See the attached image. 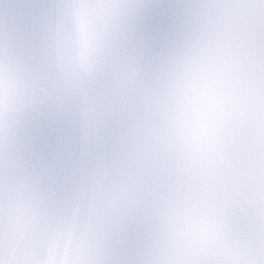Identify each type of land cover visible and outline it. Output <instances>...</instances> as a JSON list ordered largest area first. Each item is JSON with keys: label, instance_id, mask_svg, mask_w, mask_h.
I'll use <instances>...</instances> for the list:
<instances>
[{"label": "snow or ice", "instance_id": "snow-or-ice-1", "mask_svg": "<svg viewBox=\"0 0 264 264\" xmlns=\"http://www.w3.org/2000/svg\"><path fill=\"white\" fill-rule=\"evenodd\" d=\"M0 264H264V0H0Z\"/></svg>", "mask_w": 264, "mask_h": 264}]
</instances>
